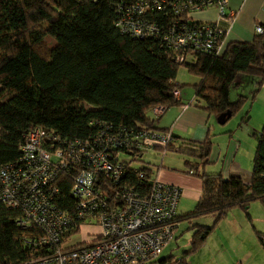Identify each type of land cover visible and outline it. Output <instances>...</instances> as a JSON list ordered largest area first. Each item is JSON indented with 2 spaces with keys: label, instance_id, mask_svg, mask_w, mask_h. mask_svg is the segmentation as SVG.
Returning <instances> with one entry per match:
<instances>
[{
  "label": "trees",
  "instance_id": "16d2710c",
  "mask_svg": "<svg viewBox=\"0 0 264 264\" xmlns=\"http://www.w3.org/2000/svg\"><path fill=\"white\" fill-rule=\"evenodd\" d=\"M117 2L0 0V164L18 158L31 125L68 137L87 136L93 130L92 119L113 126L154 128L147 111L155 105L178 104L172 91L182 87L175 81L179 65L200 78L194 95L215 116L227 110L233 115L264 84V31L248 42H228L219 56L197 53L190 62L178 63L158 41L122 34L114 23ZM47 36L55 40L54 46L46 44ZM239 74L255 76L256 88L250 96L231 100L230 90ZM180 148L196 158L198 166L206 161L211 143ZM131 174L130 184L146 188L134 171ZM198 176L201 195L196 205L176 216V221L186 219L195 228L191 248L179 257L161 258V264H188V256L202 246L231 207L238 206L248 215L253 200L264 206V122L256 134L249 183L203 170ZM60 186L58 205L64 206L62 202L70 200V184ZM207 213H215L211 225L191 223ZM18 214L0 202V264H24L45 252L43 245L28 242L39 233L20 228ZM259 240L264 245L263 234Z\"/></svg>",
  "mask_w": 264,
  "mask_h": 264
},
{
  "label": "built area",
  "instance_id": "2783aa9c",
  "mask_svg": "<svg viewBox=\"0 0 264 264\" xmlns=\"http://www.w3.org/2000/svg\"><path fill=\"white\" fill-rule=\"evenodd\" d=\"M208 8L216 10L215 20H198L195 14ZM235 16L228 0H118L114 23L122 34L158 41L184 63L197 53L221 55ZM263 31L255 27V33ZM172 94L178 99L180 89ZM165 107L149 111L156 117ZM89 125L93 130L85 137L31 125L18 158L0 164V202L18 211L20 228L38 231L28 242L45 247L24 264H145L173 237L181 189L147 177L141 161L155 149L179 152L174 134L94 119ZM131 170L146 188L129 183ZM64 182L70 200L61 206Z\"/></svg>",
  "mask_w": 264,
  "mask_h": 264
},
{
  "label": "crops",
  "instance_id": "0c3cea01",
  "mask_svg": "<svg viewBox=\"0 0 264 264\" xmlns=\"http://www.w3.org/2000/svg\"><path fill=\"white\" fill-rule=\"evenodd\" d=\"M228 10L236 11V19L233 22L231 29L225 34V46L230 41H251L255 34V27L257 25L264 26V0H228ZM195 16L198 20L213 21L216 18V10L214 8H208L196 13ZM222 25L226 26L225 23ZM256 81L257 79L255 76L237 75L235 79L236 84L233 87L240 88L241 91L237 92L236 90H233L235 91L236 98L240 95L250 96L253 90H246L243 88V85L250 83V88H253ZM258 95H262L261 100L264 103V84L260 87ZM177 101L178 104L170 105L175 107L173 110H171L170 106H166L163 112L159 116H156L157 119H155L152 125L154 128L171 131L176 136L178 143L198 144L203 143L206 140L211 143L210 152L206 161L199 162L197 166L196 163L198 160L188 156L193 158L194 161L191 162L189 159H186L191 163L187 165V168H192L198 173L202 170L210 173H220L223 179H228L231 176H238L241 177L245 183H249L251 180L252 154L254 155L253 150L255 152L254 146H256V134L259 133L264 122V111L258 125L256 126L248 125L249 114L248 110H246L241 117V122H243L242 125H231L228 129L219 131L221 129L217 128L218 122L216 116H212V114L208 113L204 107H200L201 104L198 102L193 92H190V94L186 96L180 89V95ZM246 105L247 108H250L248 107V99L239 112L243 113ZM230 117H228L226 121ZM238 127L245 128L244 140H242L240 134L234 132L235 128ZM227 133L229 134L228 136L225 135ZM219 135H223V139H217V136ZM147 152H157L158 155H161L160 150L158 149ZM167 152H169V150L163 155ZM145 153H143L142 159L144 158ZM163 155H161L160 164L156 167V172H153L144 161H141V164L147 167V172L152 179H158L163 183L176 185L181 189V196L177 205V216H180L191 211L196 205L201 195V180L198 173L195 174L198 178H195L175 172L174 170H160V167H163ZM206 165H210V169L206 170ZM181 200L183 203H190V208L185 212L178 211ZM250 207L251 206L248 207L247 215L240 207L233 206L226 213V216L216 224V230H220L222 234H230L228 244L231 247V251L228 252V255L221 257L226 260V263L224 264H234L236 261H240L242 264H264V252L259 242V234H262L264 231V223L257 224L259 225L258 228L254 221L256 218H260L259 221H263L264 218L253 216L249 212L251 209ZM253 210L256 213H260L257 206H254ZM206 215H211L214 221L215 213H207ZM194 221L195 218L191 219V223L198 224ZM177 222V227L174 230L172 239L162 249L160 254H162L163 250L168 247L172 241L177 239L179 225L182 223H187V225L190 224L186 219L181 218ZM188 228L190 227L188 226ZM205 242L206 239L202 245H204ZM174 249L175 246L170 245L169 254L172 253ZM198 250L189 257V264H193L191 263L192 257L197 255ZM180 254L177 256L179 257ZM220 254H222L221 251Z\"/></svg>",
  "mask_w": 264,
  "mask_h": 264
},
{
  "label": "rangeland",
  "instance_id": "374dc122",
  "mask_svg": "<svg viewBox=\"0 0 264 264\" xmlns=\"http://www.w3.org/2000/svg\"><path fill=\"white\" fill-rule=\"evenodd\" d=\"M45 41H46V44L49 45L50 47L55 45V40L50 36L45 37ZM241 75L242 76H250V75H245V74H241ZM175 81H176V83H178L179 85L182 86L181 90L187 96L188 94H190V92H193V94H194V84H197L200 81V78L198 76H196L195 74L191 73L190 71H188L185 66L179 65L178 70H177V74L175 77ZM250 87H251L250 83L243 85V88H245L246 90L251 89L254 91L256 88V84H255V86H253V88H250ZM233 90H236L237 92L241 91L240 88L232 87L230 90V95H229V98L231 100H234L236 98L235 91H233ZM261 96L262 95H260V96L258 95V91H257L256 95L254 96L253 99L251 97L248 99V104H249L248 107H250V108H247V105H246L243 113L239 112V110L241 109L240 108L225 123H223L221 125L217 123V128L221 129L219 131H224V130L228 129L231 125H236V124L242 125L243 122H241L242 121L241 117L243 116V114L246 110H248V114H249V120L247 122L248 125H251V126L258 125V123L261 119V115L264 111V103L261 100L262 99ZM199 103L201 104L200 107L203 108L202 102H199ZM197 106H199V105H197ZM170 108H171V110H173V108H175V107L170 106ZM167 115H168V113H167ZM147 116L150 118H154L153 119L154 121H155V119H157V117H155L151 113V111H149V110L147 111ZM212 116H213V114H212ZM244 129L245 128H243V127H238V128H235V130H234V132L236 134H240L242 136V140H244V138H245ZM225 135L228 136L229 134L227 133ZM217 139H223V135L217 136ZM178 144L182 145V144H188V143H178ZM188 145H190V144H188ZM254 149H255V146H254ZM253 153H254V150H253ZM252 156H253V154H252ZM160 159H161V155H158L157 152H146L144 154V158L142 159V161H144L145 164H148V167L150 169H152L153 172H156V170H157L156 167L160 164ZM186 159H189V161H191V162L194 161L193 158L188 157L182 151H180V152L169 151L165 155H163V160H162V166L163 167H160V170L161 169L174 170L175 172L198 178V176L195 174L194 175L188 174L187 171L189 169H192V168H187V165H189V164L184 163ZM210 167H211L210 165H206L205 169L208 170V169H210ZM200 172L201 171H199V173ZM249 206H251L250 207L251 209L249 212L253 216H258V217L264 218V216H263L264 206L262 205V203L259 200H253ZM254 206H257L260 213L254 212V210H253ZM189 208H190V203H183L182 200L180 201L179 208H178L179 212H181V211L185 212ZM259 220H260V218H256L254 220L256 225L264 223V220L263 221H259ZM212 221H213L212 216L205 214V215H201V216L196 217L194 222L198 223V224H202V225H210L212 223ZM188 226H189V224L187 225V223H182L181 225H179L178 231H177V239L170 243V245L175 246V249L172 251V253H170L171 255L177 256L181 252H185L191 248L192 235H193L195 228H191V227L188 228ZM257 227L259 228V225H257ZM257 231H259V230H257ZM262 234L264 235V231L262 232ZM229 238H230L229 233H223L222 234L220 232V230L218 231V230L214 229L207 236L206 242L198 250L197 255L192 257L191 263H193V264H224V263H226V260L221 258V257L228 255V252L231 251V247L228 244ZM170 245L163 250L162 254H160V256H158L159 258L152 260V261H149V262H146L145 264H161L160 263L161 258H163L167 255H170L169 254ZM260 245H261V248L264 252V246L261 244V242H260ZM215 246H217V247H215ZM220 251L222 254H220ZM193 254L188 256L187 261H189V257L192 256ZM188 264H189V262H188Z\"/></svg>",
  "mask_w": 264,
  "mask_h": 264
},
{
  "label": "water",
  "instance_id": "95a60500",
  "mask_svg": "<svg viewBox=\"0 0 264 264\" xmlns=\"http://www.w3.org/2000/svg\"><path fill=\"white\" fill-rule=\"evenodd\" d=\"M231 116V111L227 110V111H224V112H221L219 113L217 116H216V120L218 123L222 124L226 121V119L228 117Z\"/></svg>",
  "mask_w": 264,
  "mask_h": 264
}]
</instances>
